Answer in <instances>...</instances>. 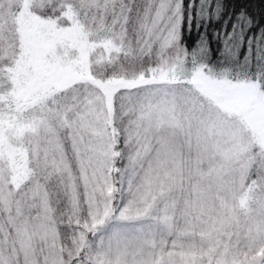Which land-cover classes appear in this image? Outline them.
<instances>
[{"label":"snow or ice","instance_id":"1","mask_svg":"<svg viewBox=\"0 0 264 264\" xmlns=\"http://www.w3.org/2000/svg\"><path fill=\"white\" fill-rule=\"evenodd\" d=\"M226 8L0 0V264H264V26L217 53Z\"/></svg>","mask_w":264,"mask_h":264},{"label":"trees","instance_id":"2","mask_svg":"<svg viewBox=\"0 0 264 264\" xmlns=\"http://www.w3.org/2000/svg\"><path fill=\"white\" fill-rule=\"evenodd\" d=\"M224 3L227 5L225 12L219 21H212L207 23V36L206 39L211 43V46L214 51L217 53L222 51L223 44V34L219 38L214 36V31H219L224 24V21L228 19L229 13H231V19L228 20L227 28L230 30L232 23L236 19V14L240 12L242 8H246L248 14L252 17L253 22L259 26H264V0H224ZM204 29H201L200 32H197L193 29L191 35L188 37L190 44H195L197 40L201 38Z\"/></svg>","mask_w":264,"mask_h":264}]
</instances>
